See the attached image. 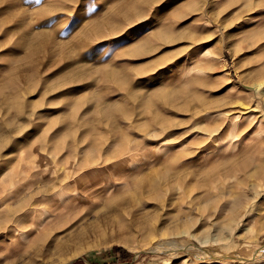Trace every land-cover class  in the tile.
Wrapping results in <instances>:
<instances>
[{"label": "rangeland", "instance_id": "374dc122", "mask_svg": "<svg viewBox=\"0 0 264 264\" xmlns=\"http://www.w3.org/2000/svg\"><path fill=\"white\" fill-rule=\"evenodd\" d=\"M263 19L0 0V264H264Z\"/></svg>", "mask_w": 264, "mask_h": 264}, {"label": "bare ground", "instance_id": "6f19581e", "mask_svg": "<svg viewBox=\"0 0 264 264\" xmlns=\"http://www.w3.org/2000/svg\"><path fill=\"white\" fill-rule=\"evenodd\" d=\"M253 7H250V8H248V9H252ZM254 10V9H253ZM255 13V12H254ZM263 22H264V19H263ZM261 27H262V25H261ZM264 38V32H263V30L262 31H255V33L254 34H251V35H249L248 37L246 36V38L244 37V38H242V39H244V40H246V41H248L247 39H249L250 40V45H251V47H255V46H258V45H261V43H262V39ZM263 56V55H262ZM262 56L260 57L259 55H257V57L255 58V65H256V69H255V75H254V83H255V85H256V87H262V89H264V57L262 58ZM199 111H197V113H198ZM206 117V116H205ZM228 136H229V138L228 139H231L232 138V136H234V133H233V131H229L228 132ZM208 137H211L210 136V132L208 131V133H205V135H204V139H207ZM66 173V172H65ZM64 185L65 184H61V188H63L64 187ZM258 186V184L256 185V187ZM20 187V186H19ZM18 187V188H19ZM255 187V188H256ZM17 188V189H18ZM254 188V189H255ZM15 189V188H14ZM258 191V190H257ZM258 193V192H257ZM8 195V194H7ZM251 202H250V200H246L245 202H244V208H246L247 206H249V204H250ZM246 206V207H245ZM245 211H246V209H245ZM2 217H3V219H2V221L3 222H8V221H10L11 219H10V214L9 213H4L3 215H2ZM7 228V225H6V223H3V224H0V232L2 231V230H4V229H6Z\"/></svg>", "mask_w": 264, "mask_h": 264}, {"label": "trees", "instance_id": "16d2710c", "mask_svg": "<svg viewBox=\"0 0 264 264\" xmlns=\"http://www.w3.org/2000/svg\"><path fill=\"white\" fill-rule=\"evenodd\" d=\"M111 252L114 254L115 261L120 263V264L123 261H125L127 259V257L130 255V253L128 251H126L124 248H122L120 246H113L111 248ZM118 257L120 260H118Z\"/></svg>", "mask_w": 264, "mask_h": 264}, {"label": "snow or ice", "instance_id": "6c2138e0", "mask_svg": "<svg viewBox=\"0 0 264 264\" xmlns=\"http://www.w3.org/2000/svg\"><path fill=\"white\" fill-rule=\"evenodd\" d=\"M37 3H39V0H36Z\"/></svg>", "mask_w": 264, "mask_h": 264}]
</instances>
